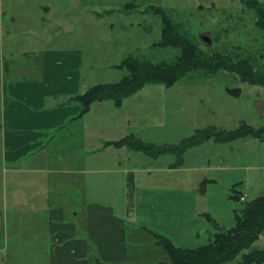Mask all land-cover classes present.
<instances>
[{"label":"rangeland","instance_id":"374dc122","mask_svg":"<svg viewBox=\"0 0 264 264\" xmlns=\"http://www.w3.org/2000/svg\"><path fill=\"white\" fill-rule=\"evenodd\" d=\"M43 6L51 7V13ZM153 7H163L181 34L203 52L220 54L232 62L249 61L255 72L264 71V32L256 26V13L242 0H0V31L3 28L5 34L0 46V95L2 85L10 81L8 71L14 72L18 66L39 68L36 55L47 48L63 51L60 56L77 52L82 93L95 84L119 82L128 75L119 66L130 56L174 62L180 50L155 46L161 40L163 23ZM9 27L14 29L13 45L8 41ZM37 34L45 36L43 44L34 42ZM205 35L211 38V45L203 41ZM24 52L28 54L22 55ZM229 89L240 93L233 96ZM241 123L264 128V87L242 83L239 74L224 69L208 77L191 72L171 86L146 84L120 106L112 101L97 102L83 119L84 138L78 143L84 155L86 150L98 149L99 154L93 156L97 160L92 163L88 158V167L107 171L92 179L83 197L73 190L68 198L72 202L87 200L95 189L99 200L110 198L117 212L123 210L130 255L115 263L170 262L154 234L177 247L206 245L216 233L215 223L223 229L236 225V210L240 212L243 206L230 197L235 185L248 196L247 202L262 195L264 141L252 137L227 142L209 139L187 149L181 165L176 154L154 157L106 143L133 136L157 146H177L199 130L212 126L229 131ZM116 166L118 174H107ZM2 191L0 181V212ZM66 208L74 213L76 206ZM20 218L4 221L0 217V248H9L0 253V264H50L54 242L46 229V217ZM85 219L83 215L78 221L83 227ZM133 235L139 238L132 239ZM255 249H264V233L227 264H238L243 254ZM96 258L97 254L89 253L86 259L88 264H97Z\"/></svg>","mask_w":264,"mask_h":264},{"label":"crops","instance_id":"0c3cea01","mask_svg":"<svg viewBox=\"0 0 264 264\" xmlns=\"http://www.w3.org/2000/svg\"><path fill=\"white\" fill-rule=\"evenodd\" d=\"M43 9L51 13V7L43 6ZM13 30L10 27L7 30L9 45L16 43L11 34ZM0 34V46H3V28ZM37 35L34 42L43 44L45 36ZM76 53L60 56L63 51L47 48L37 56L33 51L31 54L39 59V68L18 66L14 72L8 71L10 81L2 85L0 95L3 189L0 217L5 221L9 217L40 220L45 216L46 229L54 242L50 264H88L89 253L97 254L103 262H124L130 255V246L126 225L121 219L123 210L117 212L110 198L99 200L100 194L95 189L90 190V199L77 201L76 198L72 202L68 198L73 190H78L83 197L92 179L107 171L88 167V158L92 163L97 160L93 156L99 154L98 149L86 150L84 155L78 143L84 138L82 124L87 115L80 116L81 105L74 99L82 94V73L78 70L81 60ZM0 55L3 56V50ZM118 166L107 174H118ZM170 171L177 172V169ZM71 204L76 206L74 213L67 211L66 207ZM83 215H86L84 227L83 222H78ZM137 238L139 235L132 236ZM7 251L9 248L5 245L0 248V253Z\"/></svg>","mask_w":264,"mask_h":264},{"label":"trees","instance_id":"16d2710c","mask_svg":"<svg viewBox=\"0 0 264 264\" xmlns=\"http://www.w3.org/2000/svg\"><path fill=\"white\" fill-rule=\"evenodd\" d=\"M242 3L256 13V26L264 32V3L260 0H242ZM128 6L132 7L133 5L128 4ZM153 9L163 23L161 40L155 46L176 48L180 50V55L172 63L167 61L155 62L149 58L134 56L126 58L119 67L126 68L128 75L119 82L95 84L84 93L74 97L81 105V117L87 115L97 102L112 101L120 106L125 98L146 84L158 83L171 86L191 72H203L208 77L214 75L216 71L224 69L239 74L242 83L264 87V71L255 72L249 61L232 62L220 54L203 52L196 44L191 43L184 34H181L163 7H153ZM246 137L264 141V128L255 129L247 123H241L236 129L227 131L218 130L211 126L197 131L195 135L177 146H157L145 143L133 136H126L118 141L106 143V145H113L118 148L127 146L154 157L165 153L176 154L178 165H181L185 151L206 140L227 142ZM237 186L232 188L230 197L243 207L240 212L236 210V225L233 228L223 229L215 223L216 233L210 237L209 243L196 248L177 247L168 238L154 234L156 244L166 250L170 259V262L157 264H227L234 261L243 250L250 248L264 233V192L250 202L242 201L243 194L237 190ZM96 259L97 264H118ZM263 263L264 249H255L243 254L242 261L238 264Z\"/></svg>","mask_w":264,"mask_h":264},{"label":"water","instance_id":"95a60500","mask_svg":"<svg viewBox=\"0 0 264 264\" xmlns=\"http://www.w3.org/2000/svg\"><path fill=\"white\" fill-rule=\"evenodd\" d=\"M202 39L206 44H208V45L212 44V40L209 36L205 35L202 37ZM228 92H229V94H231L233 96H238L240 93V90L239 89H229Z\"/></svg>","mask_w":264,"mask_h":264},{"label":"built area","instance_id":"2783aa9c","mask_svg":"<svg viewBox=\"0 0 264 264\" xmlns=\"http://www.w3.org/2000/svg\"><path fill=\"white\" fill-rule=\"evenodd\" d=\"M248 199V196L247 195H243L242 197H241V200L242 201H246Z\"/></svg>","mask_w":264,"mask_h":264}]
</instances>
